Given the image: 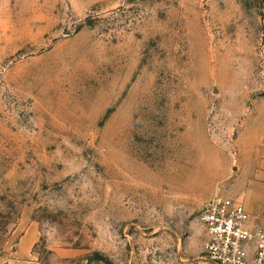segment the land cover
Returning <instances> with one entry per match:
<instances>
[{"label":"rangeland","instance_id":"obj_1","mask_svg":"<svg viewBox=\"0 0 264 264\" xmlns=\"http://www.w3.org/2000/svg\"><path fill=\"white\" fill-rule=\"evenodd\" d=\"M264 125V0H0V241L30 264H212ZM240 198V197H239Z\"/></svg>","mask_w":264,"mask_h":264},{"label":"built area","instance_id":"obj_2","mask_svg":"<svg viewBox=\"0 0 264 264\" xmlns=\"http://www.w3.org/2000/svg\"><path fill=\"white\" fill-rule=\"evenodd\" d=\"M200 219L207 235L204 255L212 264H264V221L239 197L214 193L203 203Z\"/></svg>","mask_w":264,"mask_h":264},{"label":"crops","instance_id":"obj_3","mask_svg":"<svg viewBox=\"0 0 264 264\" xmlns=\"http://www.w3.org/2000/svg\"><path fill=\"white\" fill-rule=\"evenodd\" d=\"M237 191L246 210L264 221V125L257 136L251 164L242 171ZM38 237L37 223L29 213L21 212L0 241V264L32 263V247Z\"/></svg>","mask_w":264,"mask_h":264}]
</instances>
